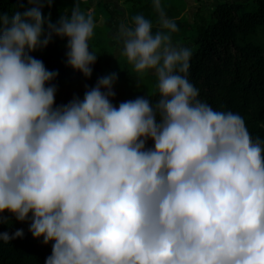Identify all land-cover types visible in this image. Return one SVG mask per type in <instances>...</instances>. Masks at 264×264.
<instances>
[{
    "label": "clouds",
    "instance_id": "clouds-1",
    "mask_svg": "<svg viewBox=\"0 0 264 264\" xmlns=\"http://www.w3.org/2000/svg\"><path fill=\"white\" fill-rule=\"evenodd\" d=\"M27 3L0 12V224L5 211L30 221L53 242L45 264H264V141L199 99L161 0L160 30L138 14L116 37L136 73L154 71L159 98L118 106L117 73L56 104L59 73L31 53L66 37L67 64L90 78L96 24L81 0L56 23L43 15L54 0Z\"/></svg>",
    "mask_w": 264,
    "mask_h": 264
},
{
    "label": "trees",
    "instance_id": "trees-1",
    "mask_svg": "<svg viewBox=\"0 0 264 264\" xmlns=\"http://www.w3.org/2000/svg\"><path fill=\"white\" fill-rule=\"evenodd\" d=\"M140 3L142 0H138ZM136 10L151 22L157 17L152 0H143ZM208 1L198 0V15L209 11L207 18L189 24L183 18L185 0H161L164 12L169 19H174L178 31L176 35L190 34L192 57L188 80L199 90V99L208 103L214 110L239 114L253 139L264 141V43L257 42L254 36L259 29H264V0L217 1L211 7ZM31 5L27 0H0V12L9 16L16 11H24ZM58 6L53 3L45 6L43 15L51 13L52 22L60 16L56 14ZM154 14V16H153ZM153 32L160 30L159 22H153ZM68 39L53 36L52 42L45 48L32 52L36 59L43 61L49 71L59 75L51 83L57 87L56 104H67L74 97L83 99L86 90L95 87L99 78L104 77L105 62L113 60L111 56L102 59L97 55L89 40L90 51L96 54V63L91 65L93 74L90 78L67 64ZM126 72V73H125ZM124 72V80L139 84L141 79L129 70ZM116 96L112 103L116 106L123 101L134 100L122 90L114 88ZM155 103L159 93L147 95ZM148 147L153 146L149 140ZM7 222L0 224V232L14 233L24 230V236L0 241V264H45L52 253V243H43V237L35 238L29 231L30 221H18L14 214L5 211Z\"/></svg>",
    "mask_w": 264,
    "mask_h": 264
},
{
    "label": "rangeland",
    "instance_id": "rangeland-1",
    "mask_svg": "<svg viewBox=\"0 0 264 264\" xmlns=\"http://www.w3.org/2000/svg\"><path fill=\"white\" fill-rule=\"evenodd\" d=\"M217 1H234V0H214L208 1L207 6L211 7L216 4ZM142 0H81L80 8L85 13H91L93 15L96 27L94 29V35L90 39V43L97 55H100L102 59L111 56L113 60L105 62L103 66L104 76L111 73L118 74V80L114 83V88L122 90L128 97L136 99L140 96H147L154 94L157 91V77L153 70H150L144 74H138L135 72L133 66L127 61L123 55V42L116 39L121 24L132 25V19L136 16L139 9V5L144 4ZM54 3L58 6L56 14L70 15L73 7L75 6V0H54ZM186 7L183 10V18L189 24H194L201 20V17L207 18L209 11L203 12L198 15L199 2L198 0H185ZM139 14V12H138ZM154 16V14H153ZM168 17V16H167ZM169 18V17H168ZM155 25L159 22V14L152 21ZM193 30H189L188 33L176 35L173 38V43L182 47H191L190 34ZM172 35V34H171ZM257 42L264 43V29L261 28L258 34L254 36ZM129 70L131 73L137 74L141 81L139 84H134L132 80H124V72ZM126 73V72H125Z\"/></svg>",
    "mask_w": 264,
    "mask_h": 264
}]
</instances>
